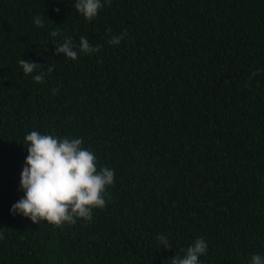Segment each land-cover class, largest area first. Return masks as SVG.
Returning <instances> with one entry per match:
<instances>
[{
  "label": "trees",
  "instance_id": "16d2710c",
  "mask_svg": "<svg viewBox=\"0 0 264 264\" xmlns=\"http://www.w3.org/2000/svg\"><path fill=\"white\" fill-rule=\"evenodd\" d=\"M75 2L0 0V264H171L197 238L200 264L264 255V0H101L91 22ZM81 36L100 51L56 54ZM31 131L114 170L91 221L11 213Z\"/></svg>",
  "mask_w": 264,
  "mask_h": 264
},
{
  "label": "clouds",
  "instance_id": "9594fccd",
  "mask_svg": "<svg viewBox=\"0 0 264 264\" xmlns=\"http://www.w3.org/2000/svg\"><path fill=\"white\" fill-rule=\"evenodd\" d=\"M110 3L111 0H105ZM104 4L101 0H76L75 9L91 22ZM59 11V9H55ZM36 26H43L42 20L34 19ZM57 36L56 31L50 33ZM122 36L113 37L109 43L118 44ZM100 51L89 40L81 36L79 45H74L71 38L64 39L59 47H55L57 55L73 61L81 53L87 55ZM19 64L24 74L33 73L42 66L31 60L21 59ZM52 69H48L50 73ZM45 73L40 72L33 77L34 82L43 83ZM56 92V89H53ZM27 146L25 166L20 175V187L24 196L11 208L12 214H20L29 218L32 223L47 222L49 225L62 226L65 223L75 224L77 219L92 220L94 209L106 206L107 188L114 183L115 172L108 167L97 168V159L89 149L83 147L81 138H59L53 135L31 131L25 136ZM162 248H170L167 237L163 234L156 237ZM208 252V244L203 238H197L186 250L183 258L174 256L171 264H200V257ZM250 264H264V255L253 254Z\"/></svg>",
  "mask_w": 264,
  "mask_h": 264
}]
</instances>
